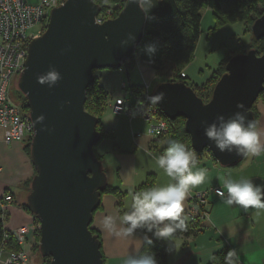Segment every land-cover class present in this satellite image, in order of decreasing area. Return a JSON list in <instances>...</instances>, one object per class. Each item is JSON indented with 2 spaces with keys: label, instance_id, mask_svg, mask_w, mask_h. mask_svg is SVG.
<instances>
[{
  "label": "water",
  "instance_id": "1",
  "mask_svg": "<svg viewBox=\"0 0 264 264\" xmlns=\"http://www.w3.org/2000/svg\"><path fill=\"white\" fill-rule=\"evenodd\" d=\"M100 9L94 0H65L52 7L44 30L30 39L16 78L33 126L29 156L35 173L25 203L38 220V250L49 264H104L101 240L90 224L109 178L104 161L94 151L101 139L99 118L84 107L86 91L96 70L126 71L143 39L147 17L141 0H126L115 17L97 23ZM250 31L255 39L264 38V7ZM129 33L135 36L134 43L122 46ZM50 68L61 79L52 87L41 85L38 77ZM262 91L264 51L259 54L251 47L229 57L206 101L181 80L158 82L150 96L163 92L158 104L162 113L168 119H185L194 151H210L220 166L232 167L246 154L219 152L204 128L217 115L231 116L237 103L244 105L246 122L255 123L252 106ZM39 115L44 121L35 123Z\"/></svg>",
  "mask_w": 264,
  "mask_h": 264
},
{
  "label": "crops",
  "instance_id": "2",
  "mask_svg": "<svg viewBox=\"0 0 264 264\" xmlns=\"http://www.w3.org/2000/svg\"><path fill=\"white\" fill-rule=\"evenodd\" d=\"M95 75L109 93L108 105L101 116V128L114 134V138H104L99 142L95 151L106 165L109 185L120 188L123 194L118 196L106 192L101 195L91 227L100 235L104 264H123L125 257L142 253L145 235L151 237V233L144 229H138L133 236L123 234L126 226L121 221L124 214L131 211L134 191L146 180L148 174L154 172L157 174L154 186H166L172 181L156 166V157L151 153L155 149L154 143L146 133L148 123L138 116L129 118L112 110L113 97L124 94L123 85L126 80L134 85L152 86V77L155 75L153 66L139 60L127 75L124 68L100 69L95 71ZM124 96L125 103L132 104L130 96L127 93ZM8 130V127L0 126V211L3 207L4 228L13 233L20 225L32 224L30 233L35 242L37 226L34 217L21 206L25 200V183L33 177L35 171L26 148L27 140L6 142L4 136ZM134 132L142 134L135 137ZM196 168L206 169L207 178L204 184L192 190L217 186L223 190L224 196L213 192L209 194V218L201 221L203 231L194 235L183 234L171 238L170 242H163L170 251L167 264H207L213 253L224 246L231 249L239 264H264V209L244 208L236 204L229 206L224 202L227 196L224 187L226 177L236 181L250 179L254 184L264 185V152L255 157L245 155L242 161L232 167L220 166L205 152L196 162ZM6 194L12 197L9 203L3 199ZM188 196L183 202L180 216H185ZM1 202L5 204L1 205ZM106 217L112 218L111 227L105 226Z\"/></svg>",
  "mask_w": 264,
  "mask_h": 264
},
{
  "label": "trees",
  "instance_id": "3",
  "mask_svg": "<svg viewBox=\"0 0 264 264\" xmlns=\"http://www.w3.org/2000/svg\"><path fill=\"white\" fill-rule=\"evenodd\" d=\"M97 4L100 5L101 10L108 7H116L120 5L123 7L126 0H94ZM142 6L146 12V27L144 30V36L139 44V46H144L147 43H155L160 47L161 55L160 58H145L147 63L153 66V68L158 71L162 68L163 61H169L172 63L174 72L177 75L173 80H181L185 83V77L181 75V72L184 68L190 63L194 56L198 38L200 35V25H201V16L202 8L207 7L211 10L212 19L214 22V28H218L226 23H234L238 21H243L245 24H248L249 27L252 24L253 20L257 18L264 7V0H141ZM119 11H116L115 15ZM45 28V26H44ZM43 28V29H44ZM250 29V28H249ZM255 48L257 53H262L264 51V38L255 39L252 36V42L250 43L249 48ZM246 50H239L238 52H244ZM237 51L229 52L218 64L217 68L213 71L212 75L201 84H192L196 94L200 96L204 101L208 100L211 95L212 88L221 74L225 71V63ZM139 57L137 53V48L134 52L133 57L126 63V72L134 69L135 59ZM142 58V57H141ZM144 58V57H143ZM142 58V59H143ZM151 61V62H149ZM120 69V68H119ZM171 80V79H168ZM189 85V84H188ZM134 95L140 97L144 90L143 85H129ZM264 92V91H262ZM261 92V93H262ZM21 93V92H20ZM260 93V94H261ZM21 95H23L21 93ZM109 101V93L100 85L98 78H95V81L90 85L86 91V100L84 107L91 114L99 118L97 124V130L101 134V139L104 138H114L112 132L104 131L101 128V116L106 110ZM21 108L24 113L28 112L26 99L23 96V99L19 101ZM131 104H127L130 106ZM254 105V104H253ZM253 109V106H252ZM254 111V110H253ZM255 114V112H254ZM163 117L167 120L168 131L165 134L159 135L156 140L153 142L154 146L162 143L160 149V155H162L168 144L166 141L175 140L186 145V147L195 152L197 160L205 152H208L212 157L210 151L204 150L200 153L194 151L191 148L189 135L184 129L183 117H176L174 119H168L165 115ZM256 118V116H255ZM255 124V123H254ZM99 141V142H100ZM98 142V143H99ZM30 139L27 140V150L29 152L30 148ZM97 143V144H98ZM96 144V145H97ZM95 145V146H96ZM95 151V147H94ZM96 156L103 160L101 155L95 151ZM214 160H216L213 157ZM30 181L27 180L25 183V195L30 190ZM155 185V176L154 174H148L146 180L136 188L135 192L146 190L147 188L153 187ZM112 193L118 196H121L123 192L118 187L107 185L101 192L103 193ZM21 206L27 210L25 200L22 201ZM120 212L123 214L121 209V203L118 204ZM99 207V206H98ZM30 213V212H29ZM4 213L0 211V242L4 241V234L7 233L8 236L4 241V244L8 249L19 250L22 245L18 244L15 236L9 230L4 228ZM34 217V223L37 226V218ZM180 219L184 221L185 228L184 230H177L176 234L172 237H179L183 234L194 235L198 232L204 230L201 221L198 218L189 219L186 216H180ZM91 227V224H90ZM93 233L97 234L100 239L99 233L91 227ZM38 228H36L35 242L32 243V248H37L36 241L38 240ZM30 234V232H29ZM27 236V235H26ZM152 238V243H144L142 246V253L146 252L148 249L155 254L157 264H167L169 257V247L163 244L164 241L156 240ZM101 240V239H100ZM104 259V255L102 253ZM47 262L49 264V258ZM239 264V261L236 255L231 251L228 246H224L220 250L213 253L210 261L207 264Z\"/></svg>",
  "mask_w": 264,
  "mask_h": 264
},
{
  "label": "clouds",
  "instance_id": "4",
  "mask_svg": "<svg viewBox=\"0 0 264 264\" xmlns=\"http://www.w3.org/2000/svg\"><path fill=\"white\" fill-rule=\"evenodd\" d=\"M129 41L133 43L135 41V36L131 33L127 35L126 40L121 41V45L125 46ZM141 50L151 58L158 51V45L148 43ZM157 78L156 75L152 77L153 80ZM60 79V73L55 68H50L47 73L38 77V82L52 87ZM163 98V92L148 97L149 103L154 106H158ZM236 107L238 110L227 118L217 115L212 123L206 125L204 134L221 153L235 152L237 155L259 156L264 152V140H262L264 134L253 122H246L247 116L243 111L242 103H237ZM43 121L44 116L39 115L35 123ZM166 143L168 144L166 151L156 157L155 163L172 182L166 186H153L133 193L131 211L124 214L121 221L126 226L123 232L125 236H133L138 229H144L156 240L170 242L177 230L185 228L180 214L186 196L192 188L206 181V169L196 168L195 152L175 140H168ZM224 187L227 190L224 201L227 205L236 204L244 208L264 209V185L254 184L250 179L242 178L236 181L226 177ZM220 195L224 196V193ZM112 224V218L106 217L105 226L111 227ZM144 242L150 245L152 238L145 235ZM123 264H157V260L155 254L148 249L146 252L125 257Z\"/></svg>",
  "mask_w": 264,
  "mask_h": 264
},
{
  "label": "built area",
  "instance_id": "5",
  "mask_svg": "<svg viewBox=\"0 0 264 264\" xmlns=\"http://www.w3.org/2000/svg\"><path fill=\"white\" fill-rule=\"evenodd\" d=\"M65 0H0V126L8 127L4 136L6 142L11 140H28L33 136V126L27 113H24L19 102L10 96L12 78H17L24 67L27 47L32 37L38 36L46 25L52 7L62 4ZM116 7L101 10L95 17L97 23L111 18V11ZM40 24L41 28L33 31ZM140 97L129 93L132 104L127 106L125 96L113 97L112 109L115 113H125L129 118L135 114L141 115L149 124L146 132L151 139L168 131L167 120L163 117L158 106L149 103L150 88L144 84ZM141 132H134L140 136ZM213 192L217 195L224 193L220 187L213 186L204 190H191L189 192V205L185 216L189 219L198 218L200 221L209 218L208 196ZM4 202L12 200L10 194L4 195ZM1 202L2 204H5ZM4 208L1 211L4 213ZM30 226H18L13 235L18 244L22 245ZM8 234H4V241ZM0 242V264H32L24 248L19 250L8 249Z\"/></svg>",
  "mask_w": 264,
  "mask_h": 264
},
{
  "label": "rangeland",
  "instance_id": "6",
  "mask_svg": "<svg viewBox=\"0 0 264 264\" xmlns=\"http://www.w3.org/2000/svg\"><path fill=\"white\" fill-rule=\"evenodd\" d=\"M121 8L122 7L120 6V7L113 9L111 11V14H112L111 18L115 17L116 11H120ZM106 9L107 8L103 10L105 11ZM201 13H202V19H201V25H200V35L198 38L194 56L192 60L190 61V63L181 72V75L185 77V80L187 84L189 85L201 84L205 82L212 75L213 71L217 68L219 62L229 52H233V51L238 52L239 50H243V49L247 50L250 43L252 42V34L249 29L250 27L248 24H245V22L238 21L234 23H226L218 28H214V22L212 19L211 10L209 8L203 7ZM40 28H41V25L38 24L33 28V31H36ZM143 47L144 46L137 47V53L139 54V57L135 59V66H136V62L139 60L141 62L147 63L145 58H149V57L141 50L143 49ZM160 55H161V50H160V47L158 46V51L156 52V54L149 59L160 58ZM141 57L142 58L144 57V58L142 59ZM147 64L150 65L149 63ZM153 70L155 69L153 68ZM155 75L158 76V78L153 81V84L150 87V90H152L154 86L160 81L168 80V79L172 80L177 77V75L174 72L172 63L169 61H165V60L163 61L162 68L158 71L155 70ZM129 85L130 83H128L126 80L123 85L124 86L123 95H125L126 93L134 94V92L132 91ZM10 96L13 100H15V102H19L23 99V95H21L19 89L16 86L15 78H12L11 80ZM253 110L256 116L255 125L257 129L260 130L262 134H264V92H262L259 95V97L256 99V101L254 102ZM122 114H125V113L123 112ZM133 116H138L144 120V118L139 114H135ZM135 137H138V136H135ZM156 138L151 139L150 137L151 142L153 143L156 140ZM262 140H264V135H262ZM102 141L103 139L100 142ZM161 145L162 143H159L158 145H156V147L154 146L155 149L152 150L151 153L155 157L160 155V149L162 148ZM149 163H153V162H149ZM154 176L155 177L157 176L156 172H154ZM188 205H189V200H188ZM38 225L39 224L37 222V228H38ZM31 226L32 224L30 225V227ZM33 239L34 238L32 236V233L28 234L22 245L29 259L31 260L32 264H48L47 258L42 257L38 250L39 232H38V240L36 241V245H37L36 249L32 248V243L34 242ZM176 252L177 251H175L174 253Z\"/></svg>",
  "mask_w": 264,
  "mask_h": 264
}]
</instances>
